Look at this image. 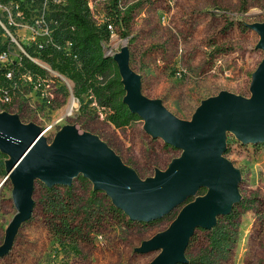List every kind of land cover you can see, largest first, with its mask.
Returning <instances> with one entry per match:
<instances>
[{
	"label": "rangeland",
	"instance_id": "obj_1",
	"mask_svg": "<svg viewBox=\"0 0 264 264\" xmlns=\"http://www.w3.org/2000/svg\"><path fill=\"white\" fill-rule=\"evenodd\" d=\"M121 3L137 6L129 35L121 37L115 26L105 48L113 56L127 48L129 66L138 75L144 96L160 101L164 109L186 123L193 122L203 102L223 93L252 99L253 76L264 61V50L259 47L261 35L253 25H264V0ZM89 4L96 22L103 23L111 1L89 0ZM21 14L13 6L0 8L4 26H0V38L2 43L11 38V59H16L22 45L30 46L33 40L46 37L39 7L29 11L28 20ZM49 72L50 80L44 88L31 85L29 78L28 84L13 94L9 106V114L17 116L24 127L43 130L41 136L48 148L65 128L78 125L103 142L143 184L167 173L171 163L181 156V149L148 130L143 119L116 129L100 109L94 110V104L82 106L76 98L72 113H67L74 96L73 83L57 71ZM87 101L85 98V104ZM225 144L223 158L240 176L238 191L243 206L237 208L232 221L235 234L229 251L215 261L264 264V143H244L234 133L226 132ZM75 186L81 192L77 181ZM201 190L171 213L181 212L187 202L202 197ZM41 191L36 183L32 217L10 233L17 214L15 185L9 180L0 188V264H152L159 251L140 250L174 223L168 214L150 223L105 225L102 233L90 234L89 243L80 244V254L71 253L48 231L39 203ZM209 237L208 232L198 231L189 254L194 258L201 255Z\"/></svg>",
	"mask_w": 264,
	"mask_h": 264
},
{
	"label": "water",
	"instance_id": "obj_2",
	"mask_svg": "<svg viewBox=\"0 0 264 264\" xmlns=\"http://www.w3.org/2000/svg\"><path fill=\"white\" fill-rule=\"evenodd\" d=\"M253 27L261 35L259 47L264 50V25ZM128 55L125 48L114 56L126 90L124 101L145 121L148 130L181 149V156L167 173L143 184L103 142L78 125L65 128L48 148L42 129L26 128L8 112L0 114V150L9 156L0 188L12 180L17 209L9 232L31 218L33 190L38 182L49 187L71 185L83 175L131 220L145 223L163 218L204 188L207 192L186 203L168 231L140 250L159 251L152 264L186 262L185 251L194 232L211 229L219 216L228 214L241 200L240 176L223 158L226 132L244 143H264V61L253 76L252 99L223 93L203 102L193 122L186 123L164 109L160 101L142 94Z\"/></svg>",
	"mask_w": 264,
	"mask_h": 264
},
{
	"label": "trees",
	"instance_id": "obj_3",
	"mask_svg": "<svg viewBox=\"0 0 264 264\" xmlns=\"http://www.w3.org/2000/svg\"><path fill=\"white\" fill-rule=\"evenodd\" d=\"M0 1L4 5L16 7L27 20L30 18L29 11L39 7L43 14L41 27L46 30L45 38L33 40L30 46L22 45L24 52H20L15 60L4 65L0 62V111L10 113L13 94L28 84L29 78L31 85L44 88L50 80L49 71L53 70L69 78L73 83L74 97L82 106L94 104V110L97 112L100 109L105 120L116 129L127 128L142 120L124 101L126 90L119 66L105 48L115 26L119 28L121 37L129 35L137 6H123L121 0H110L109 15L103 23H97L89 0ZM109 25H112V29ZM10 40L9 37L8 42L2 43L0 38V54L11 52ZM8 74L11 76L8 77ZM5 93L10 96V102H2ZM85 98L88 99L86 104ZM8 159L9 156L0 150V179L6 176ZM76 181L80 184L81 192L75 186ZM38 184L42 189L39 203L48 231L71 253L80 254V244L89 243L90 234L102 233L105 225L115 227L138 223L115 206L106 192L94 189L91 180L83 175L75 178L71 185L49 187L42 182ZM205 193L201 190V195ZM34 194L35 187L32 196L35 209ZM239 206H243L242 200L235 203L228 214L219 216L211 229H197L185 251L186 262L178 264H216L215 260L229 251V242L235 234L232 221L236 218ZM169 215L173 222L178 213ZM198 231L208 232L210 237L208 246L194 258L189 250Z\"/></svg>",
	"mask_w": 264,
	"mask_h": 264
},
{
	"label": "built area",
	"instance_id": "obj_4",
	"mask_svg": "<svg viewBox=\"0 0 264 264\" xmlns=\"http://www.w3.org/2000/svg\"><path fill=\"white\" fill-rule=\"evenodd\" d=\"M4 6V4H2L1 3V1H0V8H2ZM6 6H13V5H11V4H8V5H6ZM16 11L17 12H20V11H18L17 10V8H16ZM22 13V12H21ZM22 15V14H21ZM0 26H2L3 28H4V26L1 24V22H0ZM109 28L110 29H112V25H109ZM21 52H24V50L22 49L21 50ZM17 58V57H16ZM10 60H15V59H11V52H7V51H5V52H2L1 54H0V62L4 65V64H7ZM11 76V74H8V77H10ZM2 102L3 103H7V102H10V96L7 94V93H5V95H4V97L2 98Z\"/></svg>",
	"mask_w": 264,
	"mask_h": 264
},
{
	"label": "bare ground",
	"instance_id": "obj_5",
	"mask_svg": "<svg viewBox=\"0 0 264 264\" xmlns=\"http://www.w3.org/2000/svg\"><path fill=\"white\" fill-rule=\"evenodd\" d=\"M70 103H71V106L67 110V113H69V114H71L73 111L74 104H75V98L72 97Z\"/></svg>",
	"mask_w": 264,
	"mask_h": 264
}]
</instances>
